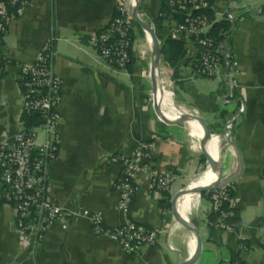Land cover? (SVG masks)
<instances>
[{"label": "crops", "instance_id": "obj_1", "mask_svg": "<svg viewBox=\"0 0 264 264\" xmlns=\"http://www.w3.org/2000/svg\"><path fill=\"white\" fill-rule=\"evenodd\" d=\"M119 1L35 0L10 21L0 42L1 53L14 62L0 74V141L20 129L18 65L33 63L41 47L53 38V69L62 90L59 151L48 168L51 203L68 212L98 213L106 229L129 220L154 230L156 241L124 254L116 244L96 237L87 218L77 217L66 229L51 226L37 247L23 250L0 186V264H189L194 255V235L176 219L172 201L194 181L201 166L210 167L200 141L191 135V121L169 120L156 113L149 77L152 43L138 23L130 20L133 58L125 72L98 59L90 40L110 23ZM137 2L139 18L150 27L160 49L157 82L166 84L175 108L202 121L219 149V154L208 152L217 155L221 181L230 183L234 199L229 218L234 231L222 233L213 226L209 198L202 193L196 200L193 197L194 207L181 216L200 240V252L192 264H229L235 259L264 264V0H240L233 5L232 0L211 2L217 23L229 12L239 17L230 35L229 73L236 81L231 89L223 67L214 80L192 75L188 62L197 49L186 39L179 38L184 56L178 67L166 65L161 45L175 21L161 13L164 0ZM221 113L226 114L223 120ZM147 141L153 144L155 172L170 170L175 178L163 199H156L141 178L124 214L117 209L113 189L114 179L122 172L114 157ZM195 144L199 149L195 150Z\"/></svg>", "mask_w": 264, "mask_h": 264}, {"label": "built area", "instance_id": "obj_2", "mask_svg": "<svg viewBox=\"0 0 264 264\" xmlns=\"http://www.w3.org/2000/svg\"><path fill=\"white\" fill-rule=\"evenodd\" d=\"M34 1L6 0L5 3H0L1 36L6 34L10 21L21 16ZM211 2L212 0H164V5L171 14L182 12L184 16L182 23L174 22L170 30L171 38L186 39L196 47L197 52L191 56L188 66L192 75L207 80L216 79L222 69L216 44L209 36L211 28L217 21L214 14L210 19L192 13L211 10ZM134 6V0H120L110 23L90 40L101 63L122 72L130 66L133 58L130 12ZM137 15L139 17L138 13ZM54 57L52 38L41 47L33 63L18 65L17 80L22 91V116L35 115L39 122L27 131L20 121L19 131L0 141L2 199L12 209L19 246L23 250H33L44 240L51 226L58 225L66 229L77 217L87 218L96 237L116 244L124 254L154 245L156 241L154 230L138 227L129 220L119 227L106 229L98 213L68 212L51 203L48 196V168L55 161L59 151L58 125L62 90V81L53 69ZM12 65L13 60L0 51V74ZM227 66L226 85L231 89L236 86V81L229 73L231 66ZM162 83L160 80L161 94L164 89ZM161 94L157 92V100ZM159 105L161 110V104ZM174 109L177 119L188 114L187 111L175 106ZM241 111L242 106L239 108V112ZM231 128L232 124L229 122L226 126L228 134ZM152 150V142L147 141L139 143L132 151H122L114 157L121 165L122 172L114 179L113 189L117 194V209L124 214L140 185L141 178L156 199H163L170 192L175 176L170 170L155 172ZM207 193L214 227L222 233H231L228 218L234 199L230 193V185ZM229 264L242 263L235 259Z\"/></svg>", "mask_w": 264, "mask_h": 264}, {"label": "trees", "instance_id": "obj_3", "mask_svg": "<svg viewBox=\"0 0 264 264\" xmlns=\"http://www.w3.org/2000/svg\"><path fill=\"white\" fill-rule=\"evenodd\" d=\"M6 0H0V3H5ZM240 0H232L233 4H238ZM231 11V9H229ZM235 12V11H234ZM237 12V11H236ZM161 13L165 14L167 17H170L171 20H174L177 23H182L184 16L182 12L171 14L170 11L165 7V5L161 9ZM230 13V12H229ZM225 14V20L216 23L210 30L209 36L214 40L216 44V49L218 53V57L221 61L222 67L224 68L225 64H231V57H230V35L232 28L235 26L236 22L238 21L239 17L232 16L231 14ZM192 15H204L208 18H212V10H202L193 12ZM3 36L0 35V42ZM161 56L163 62L168 65L172 69H176L179 62L184 56V49L183 44L179 41V39H172L170 34L162 41L161 45ZM226 60V63L224 62ZM232 100H236V97H232ZM226 114L221 113L219 115V119L223 120ZM21 121L27 131L32 129L35 125L38 124L37 116H22ZM231 193V190H230ZM232 195V193H231ZM167 195H165L166 197ZM202 196L208 197V193H202ZM162 204H165L162 202ZM213 218V215H211Z\"/></svg>", "mask_w": 264, "mask_h": 264}, {"label": "water", "instance_id": "obj_4", "mask_svg": "<svg viewBox=\"0 0 264 264\" xmlns=\"http://www.w3.org/2000/svg\"><path fill=\"white\" fill-rule=\"evenodd\" d=\"M135 2V6L133 7V9L130 12V16L131 18L138 23L148 34L151 43H152V58H151V64H150V71H149V75H150V80L152 82L153 85V98H154V109L156 111V113L160 114L161 116H164V114L161 112L160 110V105L159 102L156 98L157 92L158 93H162V89L159 85V82H157V76H156V72H157V68H158V60H159V54H160V49L158 46V42L156 40V38L154 37V34L152 32V30L150 29V27L146 24L143 23V21L138 17L137 13H138V2L137 0H134ZM224 62L226 63V60H224ZM227 73H228V66L227 64H225L224 66V70H223V74L225 75V80L227 81ZM177 121H194L196 122L202 129L203 133H202V137L200 139V149L202 152V155L206 158L209 167L211 169V171H216L217 177L216 180L211 184L208 185L207 187H202L199 189L195 190L196 194H201L213 189H218L223 187L224 185H230L229 182H222L221 181V174H222V169L220 166V163L218 162L217 159H214L211 157V155L208 153V151L206 150V143L210 141L209 139V135L202 123V121L197 118V117H193L191 115L188 114H184L182 116H180L178 119H176ZM186 193V190L181 191V193L179 195H177L173 201H172V211L173 214L175 215L176 219L178 220V222H180L183 225H187L191 228V231L194 235V239H195V250H194V255L191 259V261H189V264H192L195 262L196 258L198 257V254L200 252V240L198 237V233L196 231V229L194 227H191L178 213L176 210V202L178 200V198L180 196H182L183 194Z\"/></svg>", "mask_w": 264, "mask_h": 264}, {"label": "bare ground", "instance_id": "obj_5", "mask_svg": "<svg viewBox=\"0 0 264 264\" xmlns=\"http://www.w3.org/2000/svg\"><path fill=\"white\" fill-rule=\"evenodd\" d=\"M162 86L164 87L163 94L158 95V100L161 104V110L167 119L176 120L177 116L172 102L171 93L165 88L166 84L164 82L162 83ZM189 127L192 137L196 139L197 142H199L202 137L201 127L193 121L189 123ZM193 146L196 148L195 150L199 149V144H195ZM206 150L214 151L216 154H219L218 147L216 146L215 142L211 140L206 143ZM209 154L214 159L218 158L217 155H212L211 153ZM216 177V171H211L209 169L200 177L198 181L190 184L187 187L186 193L183 194L182 198L180 197L181 199L179 198L180 200L178 199V202H176V209L180 216L184 217L183 215L188 214L194 207L195 200H193V197L196 196V199L198 197L195 193V190L211 185L216 180Z\"/></svg>", "mask_w": 264, "mask_h": 264}, {"label": "rangeland", "instance_id": "obj_6", "mask_svg": "<svg viewBox=\"0 0 264 264\" xmlns=\"http://www.w3.org/2000/svg\"><path fill=\"white\" fill-rule=\"evenodd\" d=\"M207 170H209V168H208V166L207 165H203V166H201L200 168H199V170H198V172H197V176H196V178L194 179V181L192 182V183H194V182H196V181H198L199 179H200V177L207 171ZM192 183H190V184H192ZM188 187V186H187ZM187 187L184 189V190H187ZM183 196V195H182ZM181 196V197H182ZM195 200H196V198H194ZM198 199H200V196H199V198ZM191 211V210H190ZM190 213V212H189ZM230 218V217H229ZM229 218H228V223H229V225L231 226V228H232V232L234 231V227L231 225V223H230V221H229ZM214 226V225H213Z\"/></svg>", "mask_w": 264, "mask_h": 264}]
</instances>
